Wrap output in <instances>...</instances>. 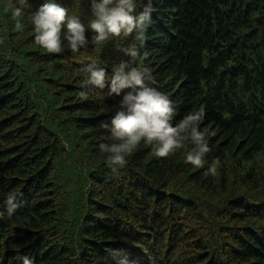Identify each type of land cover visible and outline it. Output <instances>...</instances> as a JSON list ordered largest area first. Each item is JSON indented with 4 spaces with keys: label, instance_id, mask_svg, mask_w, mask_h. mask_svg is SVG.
<instances>
[{
    "label": "trees",
    "instance_id": "16d2710c",
    "mask_svg": "<svg viewBox=\"0 0 264 264\" xmlns=\"http://www.w3.org/2000/svg\"><path fill=\"white\" fill-rule=\"evenodd\" d=\"M85 23L88 0H58ZM42 0H30L37 9ZM0 0V264H264V0H155L142 52L176 107L203 108L214 176L141 147L113 173L98 152L117 96L87 89L111 75V43L73 56L34 44ZM207 167V165L205 166ZM2 211V209H0Z\"/></svg>",
    "mask_w": 264,
    "mask_h": 264
},
{
    "label": "clouds",
    "instance_id": "9594fccd",
    "mask_svg": "<svg viewBox=\"0 0 264 264\" xmlns=\"http://www.w3.org/2000/svg\"><path fill=\"white\" fill-rule=\"evenodd\" d=\"M155 0H88L87 23L76 14H69L58 0H42L33 11L30 0H5V10L11 12L17 30H23L27 18L34 33V44L47 53L69 52L73 56L90 45L103 47L111 43L121 57L111 64V75L96 61L83 67L82 88L79 95L88 99L87 89L105 90L117 96L104 129L98 152L105 165L116 173L127 167L129 158L141 147H149L156 158L174 157L186 150L183 163L194 169L204 168L205 177L214 176L217 160L209 162L211 152L209 134L201 130L205 118L203 108L187 112L173 123L176 107L172 99L155 86V79L142 52L152 24ZM207 165V167H205ZM22 193L10 191L0 194V217H11L19 207ZM21 264H34L22 257ZM118 264H128L127 258Z\"/></svg>",
    "mask_w": 264,
    "mask_h": 264
}]
</instances>
